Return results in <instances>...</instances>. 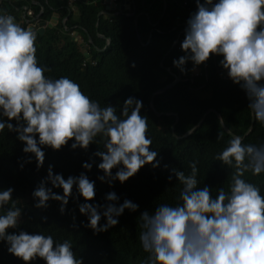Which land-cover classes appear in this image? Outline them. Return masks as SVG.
<instances>
[{
  "label": "clouds",
  "instance_id": "1",
  "mask_svg": "<svg viewBox=\"0 0 264 264\" xmlns=\"http://www.w3.org/2000/svg\"><path fill=\"white\" fill-rule=\"evenodd\" d=\"M193 2L180 42L183 54L173 58L172 65L184 74L187 63L195 70L218 57L222 73L243 91L252 119L264 124V0ZM36 38L35 29L0 12V132L15 133L22 142L20 169L34 160L39 170L45 148L87 151L90 144L102 141L103 148L92 153L99 162L89 157L81 167L90 170L95 163L102 172L96 179L110 189L145 165L168 169L167 179L174 176L181 184L177 203H159L139 212L138 239L147 253L140 264H264V193L245 178V173L264 174V142L245 143L243 135L231 136L215 154V160L232 169L231 181L227 190L220 187L213 196L210 185L199 186L196 161L189 162L187 174L161 164L162 157L151 146L141 99L129 95L122 104L101 106L69 76L47 75L50 68L38 62ZM95 183L85 171L65 178L49 164L31 192L33 207L46 209L50 200L57 201L64 214L70 197H82L77 208L87 223H81L93 234L117 225L126 209L136 212L140 207L127 197L121 202L114 190L96 202ZM56 188L62 191H53ZM13 192L12 186L0 187V241L6 251L22 264H83L70 240L20 227L24 208L17 206ZM47 219L41 216L40 224Z\"/></svg>",
  "mask_w": 264,
  "mask_h": 264
},
{
  "label": "trees",
  "instance_id": "2",
  "mask_svg": "<svg viewBox=\"0 0 264 264\" xmlns=\"http://www.w3.org/2000/svg\"><path fill=\"white\" fill-rule=\"evenodd\" d=\"M130 1L129 9L123 11V8L116 14L107 9L106 14L98 15L103 9L101 0H79L70 4L67 0H0V12L12 14L14 6L28 5L35 16L42 6L41 19L45 21L56 12L57 22L45 32L37 33L36 38L38 62L50 68L46 74L69 76L101 106L122 104L129 95L141 99V111L147 118L148 133L152 137L151 146L158 151V157H162L161 164L167 163L169 168L180 167L187 174L189 162L194 160L199 186L210 185L213 196L220 187L227 190L232 169L215 160V154L226 146L231 135H243L245 143L264 142V124L254 121L252 130L246 134L251 110L243 91L222 73L218 57H211L199 66V71L193 70L189 62L184 74L172 65V59L183 54L180 42L186 17L195 7L193 0ZM127 11L134 13L127 15ZM65 29H77L83 44L63 34ZM178 75L179 81L157 92ZM151 98L160 115L151 108ZM192 129H195L192 134L183 136ZM99 147L103 148V142L98 140V145L90 144L87 151L70 150L67 146L59 151L45 148L44 165L39 170L34 160L20 169L18 158L25 155L21 151L22 142L16 139L15 133L0 132V187L14 188L17 206L24 208L21 228L51 233L60 241L70 240L83 264H140L147 253L138 239L141 231L139 212L145 208L151 210L159 203H177L181 184L174 176L171 181L167 179L168 169H152L145 165L123 184L114 182L110 189L107 183L96 179L102 172L95 163L90 170L81 167V163L88 161ZM92 159L99 162L98 157ZM49 164L53 165L54 173L60 172L65 178L85 171L96 181L95 200L98 203L107 191L114 190L121 202L127 197L140 207L136 212L126 209L117 225L96 234L84 226L86 217L77 208V204L83 202L82 197H70L64 214L59 212V202L52 200L46 209H37L33 207L31 192L46 175ZM245 178L258 184L264 193V174L245 173ZM53 191L62 190L56 188ZM41 216L48 218L42 224ZM0 264H22L6 251L2 241ZM35 264H43V261L37 260Z\"/></svg>",
  "mask_w": 264,
  "mask_h": 264
},
{
  "label": "water",
  "instance_id": "3",
  "mask_svg": "<svg viewBox=\"0 0 264 264\" xmlns=\"http://www.w3.org/2000/svg\"><path fill=\"white\" fill-rule=\"evenodd\" d=\"M131 2H132V1H131ZM123 3H124V0H120V1L117 2V3H114V2H113V4L111 3V7L113 8V7H114V6H113L114 4H115V7H119V9H121V10H122L124 7H126V8L129 7V5H128V4H129V1H128V0L125 1L126 6H124ZM37 5L40 6L41 4L38 3ZM40 7H41V10H42V9H43L42 6H40ZM109 7H110V6L105 5V10H104L103 12H106V10L109 9ZM165 8H166V2L164 1L163 11H165ZM14 9H15V11H17V12H21L20 15H16V16L13 15V16L16 18L17 22L20 23L22 26L24 25V26L33 27V25H39V24L42 25V24H44V23H46V22H48V23H47L48 26H52L53 24H55V23L57 22L58 15H57L56 12H54V13L51 15V17H50V19H49L48 21H45V20H42V19H41V13H42L41 10H40L39 13H37L35 16H32V15H28V14H27V10L29 9V6H28V5H23V6H20V7H15V6H14ZM1 12H3V11H1ZM100 13H101V11L98 13V15H100ZM133 13H134V11H132V14H133ZM134 24H135V26H136V19L134 20ZM41 32H42V30L39 29V30H38V33H41ZM107 41L109 42V39H107ZM179 79H180V76H179V75L176 76V77H174V80H173L171 83H168V84L165 85L164 87L158 89L157 92H161V91L165 90L166 88H168V87L174 85L177 81H179ZM150 106H151V108L153 109V111H154V113H155L156 115H160V113H159L158 111H156V109H155V107H154V105H153L152 98H151V100H150ZM210 111H211V110H209V111H207L206 113H204V115H203L202 118L199 120V122L196 124V126L199 125V124L202 122V120L205 118V116L207 115V113H209ZM214 113H215L216 116L219 118V114H218L217 112H215V111H214ZM253 124H254V120L252 119V116H251L250 126H249V128H248L246 134H248V133L252 130V128H253ZM172 127H173V125H172ZM223 128H224L225 132L229 134L228 129H227L226 127H224V126H223ZM172 133H173V132H172ZM173 134H174V133H173ZM187 134H188V133L185 132V133L183 134V136H184V135H187ZM231 136H232V135H231Z\"/></svg>",
  "mask_w": 264,
  "mask_h": 264
},
{
  "label": "rangeland",
  "instance_id": "4",
  "mask_svg": "<svg viewBox=\"0 0 264 264\" xmlns=\"http://www.w3.org/2000/svg\"><path fill=\"white\" fill-rule=\"evenodd\" d=\"M111 3H112V2L107 1V2H106V5H107V6H110L109 9H111L112 11H115V12H114L115 14H116V13H119L120 11H122V10L119 9V7H115V4L113 5L114 7L112 8V7H111ZM112 4H113V3H112ZM123 11H124V10H123ZM125 14H127V15H128V14H129V15H132V12H131V11H127V12H125ZM63 21H64V19H63ZM47 23H48V22H46V23H44V24H42V25H40V24H39V25H33L32 28L35 29L37 33H38V30L41 29V30H42L41 33H43V32L46 31L47 27H52V26H53V25H52V26H48ZM63 34L69 36V38H71V39H73V40H75V37H76V39H77V35H76L75 32H73L72 30H68V29L66 30V29H65V30L63 31ZM85 48H86V47H85ZM197 70L199 71V67H197Z\"/></svg>",
  "mask_w": 264,
  "mask_h": 264
},
{
  "label": "crops",
  "instance_id": "5",
  "mask_svg": "<svg viewBox=\"0 0 264 264\" xmlns=\"http://www.w3.org/2000/svg\"><path fill=\"white\" fill-rule=\"evenodd\" d=\"M101 1H102L101 3L103 5V9L101 10V13L100 14H106V12H103V11L105 10V3L108 0H101ZM15 7H17V6H15ZM72 10H73V12H76V9L75 8H72ZM123 10H125V8ZM20 14H21V12H17V11L14 10V12L11 15L16 16V15H20ZM72 31L75 32V34L77 35V39L75 37V40L74 41H78L80 45L83 44L82 43V37H81V34L79 33V31L77 29H73Z\"/></svg>",
  "mask_w": 264,
  "mask_h": 264
},
{
  "label": "built area",
  "instance_id": "6",
  "mask_svg": "<svg viewBox=\"0 0 264 264\" xmlns=\"http://www.w3.org/2000/svg\"><path fill=\"white\" fill-rule=\"evenodd\" d=\"M68 1V3L70 4V3H75L76 1H79V0H67ZM109 1H111L112 3L114 2H116V0H109ZM27 14L28 15H32V11L29 9V10H27Z\"/></svg>",
  "mask_w": 264,
  "mask_h": 264
},
{
  "label": "flooded vegetation",
  "instance_id": "7",
  "mask_svg": "<svg viewBox=\"0 0 264 264\" xmlns=\"http://www.w3.org/2000/svg\"><path fill=\"white\" fill-rule=\"evenodd\" d=\"M109 1V0H108ZM109 2H111V1H109ZM117 2H119V1H117ZM117 2H115V3H117ZM105 5H106V3H105Z\"/></svg>",
  "mask_w": 264,
  "mask_h": 264
}]
</instances>
